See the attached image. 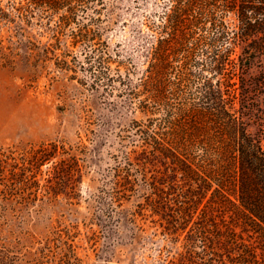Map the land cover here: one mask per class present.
I'll use <instances>...</instances> for the list:
<instances>
[{
    "label": "trees",
    "instance_id": "obj_1",
    "mask_svg": "<svg viewBox=\"0 0 264 264\" xmlns=\"http://www.w3.org/2000/svg\"><path fill=\"white\" fill-rule=\"evenodd\" d=\"M1 29L28 64L40 50L38 60L77 66L93 95L137 115L105 192L108 206L134 196L131 215L149 212L156 264H264V151L244 120L264 127V0H0ZM29 30L53 42L37 44ZM13 54L0 45L3 65ZM20 159L9 167L24 179L48 162L58 180L74 182L78 169L55 141ZM45 197L55 198H21ZM74 234L56 229L36 264H79Z\"/></svg>",
    "mask_w": 264,
    "mask_h": 264
},
{
    "label": "rangeland",
    "instance_id": "obj_2",
    "mask_svg": "<svg viewBox=\"0 0 264 264\" xmlns=\"http://www.w3.org/2000/svg\"><path fill=\"white\" fill-rule=\"evenodd\" d=\"M36 32L27 34L37 44L53 42L49 34ZM0 40V45L11 46L17 53L11 66L3 65L0 58V158L4 161L0 169V264H36L41 260L44 239L65 226H74L79 232L73 237L79 264H156L149 212L131 215L138 209L134 196L108 206L105 192L111 186L115 161L129 149L127 129L137 115L129 114L117 99L93 95L80 84L86 78L77 66L62 69L51 58L38 60L40 50L38 55L32 53L36 62L28 64L24 50L15 48L16 37L10 31L1 29ZM64 40L62 36L56 54L64 52ZM73 53L65 56L69 67L73 66ZM244 120L246 130L264 151L263 123ZM49 141L62 145L77 159L78 169L71 177L74 182L65 176L58 180L55 174L47 177L50 162L41 165L40 171L32 170L35 172L26 179L22 170L9 167L14 162L19 165L24 152ZM33 194L55 198L28 203L21 198ZM133 225H141L145 231H135ZM87 230L95 232V241L83 239ZM56 256L52 255L49 263L55 262Z\"/></svg>",
    "mask_w": 264,
    "mask_h": 264
}]
</instances>
